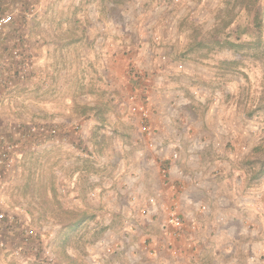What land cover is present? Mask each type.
<instances>
[{
	"label": "rangeland",
	"instance_id": "1",
	"mask_svg": "<svg viewBox=\"0 0 264 264\" xmlns=\"http://www.w3.org/2000/svg\"><path fill=\"white\" fill-rule=\"evenodd\" d=\"M230 7L0 0L1 145L15 157L0 260L108 264L135 223L145 259L123 264H264V31L244 13L227 23ZM166 187L178 237L162 229Z\"/></svg>",
	"mask_w": 264,
	"mask_h": 264
},
{
	"label": "built area",
	"instance_id": "2",
	"mask_svg": "<svg viewBox=\"0 0 264 264\" xmlns=\"http://www.w3.org/2000/svg\"><path fill=\"white\" fill-rule=\"evenodd\" d=\"M12 21V14L7 12L4 14L0 15V40L2 39V34L4 29L6 28V26H8ZM18 48H14L12 50V54L13 55H17L18 54ZM0 97H1V91H0ZM131 109L133 112H139L142 114L143 117H147L148 116V111L146 109H143L142 107L138 106V105H132ZM41 129V133H46V135H49L51 137L53 136H57V130L55 128L52 129H45L44 127L40 128ZM149 125L142 124V130H149ZM2 137L0 134V192L2 190V186L5 182V177H4V171L5 170H9L13 163H14V156L13 153L11 151V148L8 144H6L5 146H2ZM56 140H58L57 138H55ZM152 145V144H151ZM177 157V153H173L172 154V158H176ZM155 202V198H151L149 199V203H154ZM4 201L2 199H0V206L3 205ZM164 220L162 223V229L166 231V233L168 235H173V236H180V232L183 229V220L182 217L180 216V214L171 206H166L164 208ZM5 218V214L3 212L2 209H0V249L4 250L5 248V241H3L2 237H1V222L4 220ZM31 232V230H29ZM185 241V245L186 246H190L191 242H188V240H184ZM0 264H6L5 262H3L2 260H0Z\"/></svg>",
	"mask_w": 264,
	"mask_h": 264
},
{
	"label": "crops",
	"instance_id": "3",
	"mask_svg": "<svg viewBox=\"0 0 264 264\" xmlns=\"http://www.w3.org/2000/svg\"><path fill=\"white\" fill-rule=\"evenodd\" d=\"M167 163L168 162L166 161L165 164H167ZM168 164H169V171H170V174H171V171H173L174 164L170 163V162ZM174 175H175V173H174ZM174 175L171 174V176H169L170 181L172 179H174L173 178ZM159 180H160V178H159ZM161 191H162V196H161L162 204H165V206H166V203L169 202L168 196L171 193V189L166 187L164 189L162 188L158 192H161ZM127 223L129 224V222H127ZM131 225H132L131 228L123 226V228L126 229V231H124V233H123V237L127 238L129 240V242H130L127 245L121 244L119 246V248H121V249L124 248V251L123 252H119V253L118 252L114 253L115 252L114 248H113V246H111L110 247V251H109L110 253H107L108 255L106 257H104V258L101 257L102 261L107 262L108 264H114L115 262H117L116 264H123V262L125 260L124 257H125L126 253L131 254L133 257H136V256L139 257V258L142 257L140 255L141 251H140L139 247H141L142 244H144V242H143L144 239L140 237L141 233H139V230H144L146 228L143 227V226H140L139 224H135V223H132ZM128 229L132 230L133 234H137L138 233L139 234L138 237H136V238L131 237V234H129ZM152 242L153 243H151V244H153V246L156 245L157 242L155 240V237H154V240ZM130 249H133L135 252H133V250H130ZM142 258L145 259L144 257H142Z\"/></svg>",
	"mask_w": 264,
	"mask_h": 264
},
{
	"label": "trees",
	"instance_id": "4",
	"mask_svg": "<svg viewBox=\"0 0 264 264\" xmlns=\"http://www.w3.org/2000/svg\"><path fill=\"white\" fill-rule=\"evenodd\" d=\"M230 3L231 7L229 8V12L231 18L227 23L231 22L235 16L244 13L252 16V22L257 30L264 31V6L261 0H226L227 5ZM77 224L70 222L67 226L68 231L74 229L73 226ZM63 242H66V237H64ZM56 264H63V262L59 260Z\"/></svg>",
	"mask_w": 264,
	"mask_h": 264
}]
</instances>
